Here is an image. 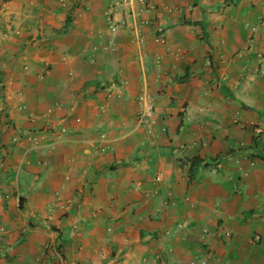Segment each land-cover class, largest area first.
<instances>
[{
  "label": "crops",
  "instance_id": "obj_1",
  "mask_svg": "<svg viewBox=\"0 0 264 264\" xmlns=\"http://www.w3.org/2000/svg\"><path fill=\"white\" fill-rule=\"evenodd\" d=\"M0 264H264V0H0Z\"/></svg>",
  "mask_w": 264,
  "mask_h": 264
},
{
  "label": "built area",
  "instance_id": "obj_2",
  "mask_svg": "<svg viewBox=\"0 0 264 264\" xmlns=\"http://www.w3.org/2000/svg\"><path fill=\"white\" fill-rule=\"evenodd\" d=\"M140 1H142V0H140ZM150 103H151V98L148 95L145 94L143 101L140 103V108H142V109L140 110V113L138 114V117H137V121L136 122L138 124L143 122L142 121V117H143L144 108L150 107ZM154 180L155 181H159L160 180L159 176L156 175L154 177ZM256 238L257 237L255 236L254 239H256Z\"/></svg>",
  "mask_w": 264,
  "mask_h": 264
},
{
  "label": "clouds",
  "instance_id": "obj_3",
  "mask_svg": "<svg viewBox=\"0 0 264 264\" xmlns=\"http://www.w3.org/2000/svg\"><path fill=\"white\" fill-rule=\"evenodd\" d=\"M255 236L257 237L256 239H254ZM251 240H252V242L257 241L258 240V235H253L252 238H251Z\"/></svg>",
  "mask_w": 264,
  "mask_h": 264
}]
</instances>
